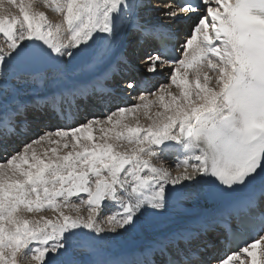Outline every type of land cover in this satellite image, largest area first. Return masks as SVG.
<instances>
[{"label":"snow or ice","instance_id":"6c2138e0","mask_svg":"<svg viewBox=\"0 0 264 264\" xmlns=\"http://www.w3.org/2000/svg\"><path fill=\"white\" fill-rule=\"evenodd\" d=\"M0 34V264H264V0H0Z\"/></svg>","mask_w":264,"mask_h":264},{"label":"bare ground","instance_id":"6f19581e","mask_svg":"<svg viewBox=\"0 0 264 264\" xmlns=\"http://www.w3.org/2000/svg\"><path fill=\"white\" fill-rule=\"evenodd\" d=\"M38 2H39V0H25V3L26 4H33V5H35ZM5 5L7 6V4H5ZM16 9H18V8L16 7ZM40 10L46 11L48 14H50L52 16V18L50 19L51 21H56L58 19V17L56 16V14L53 13L51 11V9H46V8L41 7ZM174 162H175V157L174 156L168 158V163L174 164Z\"/></svg>","mask_w":264,"mask_h":264},{"label":"rangeland","instance_id":"374dc122","mask_svg":"<svg viewBox=\"0 0 264 264\" xmlns=\"http://www.w3.org/2000/svg\"><path fill=\"white\" fill-rule=\"evenodd\" d=\"M6 1H7V0H5V4H7ZM10 10H11V12H12L13 14H17V13H18V9H16L15 6H11ZM14 12H15V13H14ZM46 13H47V12H46ZM47 15H48L49 19L52 18V16H51L50 14L47 13ZM0 36H2V34H0ZM0 42H2V41H0ZM47 215H51V213H47Z\"/></svg>","mask_w":264,"mask_h":264}]
</instances>
